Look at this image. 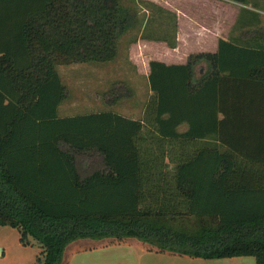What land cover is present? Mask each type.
I'll return each mask as SVG.
<instances>
[{
  "label": "trees",
  "instance_id": "16d2710c",
  "mask_svg": "<svg viewBox=\"0 0 264 264\" xmlns=\"http://www.w3.org/2000/svg\"><path fill=\"white\" fill-rule=\"evenodd\" d=\"M258 17L215 52L152 60L143 118L60 116L69 94L58 66L115 59L136 13L123 0H0V227L37 242L38 264H61L87 237L264 264Z\"/></svg>",
  "mask_w": 264,
  "mask_h": 264
},
{
  "label": "rangeland",
  "instance_id": "374dc122",
  "mask_svg": "<svg viewBox=\"0 0 264 264\" xmlns=\"http://www.w3.org/2000/svg\"><path fill=\"white\" fill-rule=\"evenodd\" d=\"M123 1L133 8L136 22L119 39L116 58L108 62L62 63L58 66L69 94L59 108V115L111 109L132 118H143L152 97L148 82L152 60L186 63L199 53L215 52L220 38L236 39L243 32L238 29L239 21L228 14L206 16L191 9L190 18L179 20L163 5L154 6L151 0ZM256 9L239 6L238 19L249 20L250 14L257 13L261 20L263 12L261 8ZM247 22L248 27L253 25ZM207 66L201 63L199 69H203L198 76L207 70ZM106 240L104 242H108ZM100 242L101 238L92 237L71 242L64 251L61 264H104L107 261L104 255L111 256L110 262L118 264L116 259L120 260L122 256L133 259L141 250L134 243L103 250L92 248ZM76 249L81 251L75 252ZM39 251L33 239L30 244L21 242L18 229L8 225L0 227V264H38ZM249 258L256 263L255 257Z\"/></svg>",
  "mask_w": 264,
  "mask_h": 264
},
{
  "label": "crops",
  "instance_id": "0c3cea01",
  "mask_svg": "<svg viewBox=\"0 0 264 264\" xmlns=\"http://www.w3.org/2000/svg\"><path fill=\"white\" fill-rule=\"evenodd\" d=\"M151 2L154 6L159 7L160 5L161 6L163 5L162 7L164 8L166 7L167 10L169 9L171 14L175 15L179 20H183V19L186 20L187 18H190L191 9L192 10L197 9L198 12H202L206 16L220 17L222 15L223 17L225 14H228L231 16V18L233 19L235 18L236 21H239V24L237 26L238 29H242V30H244L245 28L246 30L249 28H255L256 26L248 27L247 26L248 22H246L247 20H245V18L242 19V21L238 19L239 11H240L239 6L246 7L251 10L252 9L257 10L256 8H261L263 13L262 16H260L261 21L258 24V26H264V0H250L248 3H242L235 0H176V2H171V3H169L167 0H165L164 2L162 0H151ZM185 4H188V6ZM251 15L253 16L254 14H250V17H252ZM183 126H181L180 131H185L187 129V127L182 128ZM105 239H107L106 241L108 242H104ZM105 239H101L99 245H96L98 247L93 246L92 248L103 250L105 248L112 246H118V245L121 246V244L123 243L124 244L134 243L136 244L134 246L141 249L138 252L139 254L136 255L133 259L124 258V256H122L120 260L116 259L118 261V264H256L254 260H250L249 257L251 256H235V257H223V258L191 257L186 255H179L169 252L158 251L157 248L154 247L152 248L150 244L143 242L137 238H124L122 239V241H118V242L113 241L112 238H105ZM80 251L81 250L76 249L75 252H80ZM104 257L107 259V261H105L104 264H115L113 260L112 263L110 262L109 259H111V256L104 255Z\"/></svg>",
  "mask_w": 264,
  "mask_h": 264
},
{
  "label": "water",
  "instance_id": "95a60500",
  "mask_svg": "<svg viewBox=\"0 0 264 264\" xmlns=\"http://www.w3.org/2000/svg\"><path fill=\"white\" fill-rule=\"evenodd\" d=\"M201 63L207 64L205 61H203V62L198 63V64L195 66L194 71H195V75H196V77L198 76V74H200V71L203 69V68H200V69H199V66L201 65ZM198 72H199V73H198Z\"/></svg>",
  "mask_w": 264,
  "mask_h": 264
}]
</instances>
